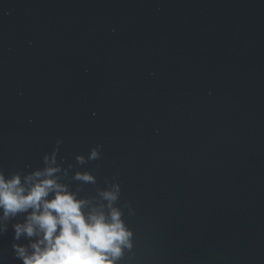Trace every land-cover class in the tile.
<instances>
[{
  "label": "water",
  "instance_id": "95a60500",
  "mask_svg": "<svg viewBox=\"0 0 264 264\" xmlns=\"http://www.w3.org/2000/svg\"><path fill=\"white\" fill-rule=\"evenodd\" d=\"M54 151L119 184L118 264H264V0H0V171Z\"/></svg>",
  "mask_w": 264,
  "mask_h": 264
},
{
  "label": "clouds",
  "instance_id": "9594fccd",
  "mask_svg": "<svg viewBox=\"0 0 264 264\" xmlns=\"http://www.w3.org/2000/svg\"><path fill=\"white\" fill-rule=\"evenodd\" d=\"M98 156L93 148L90 158ZM43 164L26 174L0 171V232L6 227L3 221L24 216L13 225L14 240L24 237L27 243L13 244L15 256L22 264H118L133 236L115 204L119 184L101 191L96 203L61 182L55 151L51 158L43 157ZM75 179L95 182L87 172H77Z\"/></svg>",
  "mask_w": 264,
  "mask_h": 264
}]
</instances>
